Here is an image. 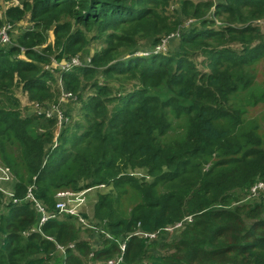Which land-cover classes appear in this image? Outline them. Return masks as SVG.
Segmentation results:
<instances>
[{
	"label": "trees",
	"instance_id": "1",
	"mask_svg": "<svg viewBox=\"0 0 264 264\" xmlns=\"http://www.w3.org/2000/svg\"><path fill=\"white\" fill-rule=\"evenodd\" d=\"M19 1L8 21L28 19L35 30L0 48V165L13 195L0 193V264H51L59 247L54 264L101 263L120 254L116 239L126 244L121 264H264V198L234 205L264 181V138L234 131L241 114L232 104L264 55V0H178L181 16L203 20L214 7L225 20L182 33L175 0ZM42 29H52L51 43ZM177 32V51L155 52ZM87 34L102 49L89 65L63 69L84 53ZM18 91L38 107H59L65 93L76 100L59 126L45 113L26 116ZM172 118L187 119L181 140H169ZM31 186L53 216L42 223L25 201ZM94 190L93 218L82 215L98 231L56 209L58 193ZM111 194L135 203L105 227ZM186 217L163 243L136 235Z\"/></svg>",
	"mask_w": 264,
	"mask_h": 264
},
{
	"label": "rangeland",
	"instance_id": "2",
	"mask_svg": "<svg viewBox=\"0 0 264 264\" xmlns=\"http://www.w3.org/2000/svg\"><path fill=\"white\" fill-rule=\"evenodd\" d=\"M211 1H212V3L216 4L219 0H211ZM11 7H19L21 9H23V6L21 5V2L19 0H12V1L1 0L0 1V19L3 21V25L9 24L12 26V35H14V39H15L13 42V45H14L16 40L18 39V37L21 34L25 33L28 30H35V29H34V25L32 23H30L28 19L20 20V21H14V23H11L10 21H8L6 11ZM170 11L172 14H178L179 15L180 24L178 25V27H179L178 30H181L180 31L181 33L190 30L192 27H196V28L200 29L199 27L201 26V22L203 20H207V21L212 20L214 22V24L216 25L215 28H220L222 25V22L225 21L224 18H222V17H217V18L215 17L214 7L211 8V10H209L206 13L203 20H195L192 18H187L185 16H181L178 0H175V3L171 4ZM42 32H43V34H45L46 39L48 38V42L51 43L53 41V37H54L52 29H50V31H48L46 29H42ZM170 34H172V33H170ZM86 37L88 40L86 50L84 51V53L79 54L82 59L86 58V57L90 58L94 53H96L102 49V44H100L99 42H93L90 38V35H88V34ZM179 38L180 37L173 38L167 43L166 54L178 50ZM146 50H149V49H145L142 51H146ZM250 73L253 76L252 83L248 87L242 88L237 94H235L232 97L233 106L236 107V109H238L240 111V114H241V124L236 129H234V131H236L238 134H241L243 131H246V130H254L256 132V134H259V136L264 138V55L261 57L260 60H257L251 64ZM17 96L21 99V102H22L21 107L23 109L22 110L23 113L28 117L34 116L38 113H47V112H50L49 111L50 109H53L52 107H49L50 105H46L44 107H38L37 104L30 102L28 97L26 95H23L19 91L17 92ZM67 103L68 102L63 101L62 104L59 107H57L56 111L57 110L67 111V109H68ZM73 107L75 109L79 108V107H77L76 104L73 105ZM56 111L54 110V112H56ZM54 115L57 117L58 112L55 113ZM172 123H173V127L169 133V140L170 141L181 140V138L183 137V135L185 133L186 127H187V119L184 118V119L176 120V119L172 118ZM242 125H243V127L241 129ZM230 127L233 128L232 125ZM57 133L59 134L58 131H57ZM203 169H204V171H208L210 169V166L207 165ZM10 185L12 186V182L9 183L8 185L2 184V187L4 189H7V188L9 189ZM7 191H9V190H7ZM102 192H108V190L104 189ZM86 195H85V203L81 208V213L83 215L85 214V215L89 216V219L91 220L93 218L94 206L97 204V201H98L97 190L90 191ZM111 195H112L113 203H112L111 208L106 210L107 213L105 214V216H108L109 218L106 217V221H103V224L105 225V227L107 226L108 220H114L116 218L117 214L120 213V211H122V213H123L126 210H129L131 208V206L135 203L133 201L127 202L126 200H124V198H122L121 200H116V197L113 194H111ZM133 195H135V194H133ZM8 199L9 198L5 197V202ZM256 200L258 201L259 198H256ZM256 200L252 199V197H249V196L245 197L244 196V198L242 197L241 200L234 205L253 203ZM115 212H116V214H115ZM89 219H88V221L93 226H95V224H93ZM98 228L100 229V227H98ZM99 234L100 233H96V236H95V233H92V234H90V236H92V237L95 236L96 239H99V238H101V236ZM178 235H179L178 232H176L174 234L163 233L157 241L159 243H163L166 239L175 238ZM154 243H157V242H153V244ZM62 259H63V254L60 251L57 254V256L53 259L54 261H52L51 264H54V262L56 263V261L58 263V261H61ZM109 260H105L101 263H99L100 261L98 262V261L93 260L91 262V264H106Z\"/></svg>",
	"mask_w": 264,
	"mask_h": 264
},
{
	"label": "built area",
	"instance_id": "3",
	"mask_svg": "<svg viewBox=\"0 0 264 264\" xmlns=\"http://www.w3.org/2000/svg\"><path fill=\"white\" fill-rule=\"evenodd\" d=\"M12 26L9 24H5L2 29L0 30V48L1 47H6L10 44H12ZM180 37V34L174 33L168 36L166 39H163L161 44L155 49V52H166L167 50V43L173 39V38H178ZM149 53H143L142 55H148ZM54 64L57 65V63L54 61ZM90 64V58H81L80 56L72 57L69 61L67 62H62L60 65L62 66L63 69L65 70H70L74 67H81V66H86ZM76 100V96L71 94V93H65L62 98L63 101H68V100ZM53 109H50V112L45 113L48 117H56L54 114L58 112L57 118L59 119V126L64 122V116L63 112L59 111L57 107H52ZM54 110L56 112H54ZM12 181V175L9 171V169L2 167L0 165V193H5L9 197H12L13 195L9 192L6 191L3 187L2 184H5L7 182ZM104 187V186H101ZM34 186H31L29 188V191L27 193V196L25 198V201L31 200L34 202L35 207L37 211L42 215L41 217V223L49 219L50 217L53 216H48V214L45 211L44 206L35 198L34 196ZM87 191H83L81 193H72V192H60L58 193L57 197L59 198V201L57 202L56 209L58 210L59 214H65V215H70L73 216L77 219V223L80 226L84 227H89L96 229L94 226L91 225V223L88 221L87 218H85L82 213H81V208L85 203V195ZM248 196L252 197V199L264 198V181H259L255 183L248 192ZM14 203L17 204L19 201L17 199L14 200ZM192 221V217H186L182 221L174 224L167 226L164 229L155 231V232H143L139 231L136 233V235L145 238L148 243H152L154 241H157L160 236L163 233H168V234H174L178 232L179 234L184 230L185 224L188 222ZM98 231V229H96ZM179 236V235H178ZM112 240H115L111 236L108 235ZM119 244L120 248V254L116 258L110 259L106 264H121L123 262V257L124 253L126 250V244L123 241L120 240H115ZM60 251L64 253V249L59 247Z\"/></svg>",
	"mask_w": 264,
	"mask_h": 264
}]
</instances>
